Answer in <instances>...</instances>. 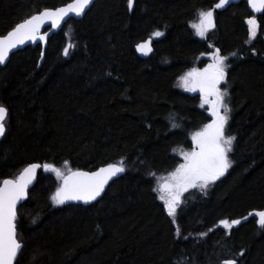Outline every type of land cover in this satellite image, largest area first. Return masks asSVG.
Instances as JSON below:
<instances>
[{"label": "trees", "instance_id": "16d2710c", "mask_svg": "<svg viewBox=\"0 0 264 264\" xmlns=\"http://www.w3.org/2000/svg\"><path fill=\"white\" fill-rule=\"evenodd\" d=\"M71 1L0 0V37ZM218 1L96 0L43 53L27 46L0 67V185L40 165L17 208L14 264H264V226L250 216L264 210V12L254 37L247 0L215 11V28L198 35L199 13ZM150 37L143 58L136 46ZM217 49L226 58L230 166L206 192H185L169 215L156 186L179 165L176 149L190 148L212 119L177 81ZM45 164L69 172L122 164L124 174L89 205L57 204L60 182Z\"/></svg>", "mask_w": 264, "mask_h": 264}, {"label": "snow or ice", "instance_id": "6c2138e0", "mask_svg": "<svg viewBox=\"0 0 264 264\" xmlns=\"http://www.w3.org/2000/svg\"><path fill=\"white\" fill-rule=\"evenodd\" d=\"M228 0H219L217 8L222 7ZM90 0H75V3L56 9H44L30 19L24 20L9 31L5 37L0 38V63H3L9 55V51L25 40H35L41 26L46 21H51V26L55 27L69 13L81 14ZM134 0H128V6H133ZM249 5L257 12H264V0H248ZM199 23L194 25L199 35L204 36L208 29L214 27L213 11H201L199 13ZM249 35L254 37L259 27L257 20L249 18L247 21ZM153 36L162 35L155 31ZM43 37H41L42 39ZM150 40L137 45L140 51L151 50ZM67 54V49H65ZM213 55V63L208 65L203 71L192 70L183 78L185 86L189 81L193 82L195 87H199L205 96V102L211 103V111L214 119L210 124L205 125L204 129L193 136L197 144V149L190 153H184L185 163L179 165L174 173H171V182L162 185L166 195H161L160 199L165 201L169 215H174L180 202V196L183 191L197 184L201 189L206 188L208 184L215 181L217 177L222 176L225 170L230 166L228 152L231 149L233 137L225 136L224 129L227 122V115L221 114L220 108L223 106L225 113L228 108L224 106V93L218 88L220 81L225 80V57L219 55V49ZM213 96L214 100L208 101L207 97ZM7 115V109L0 105V135L4 134V120ZM175 126V125H173ZM67 163V161H65ZM39 167L36 164H30L23 170L16 180L5 179L0 186V264H13L22 244L16 239L15 219L16 204L25 195L28 184L31 182L35 169ZM45 168H52V165H44ZM57 175H61L59 169H54ZM122 164H109L97 172L85 173L81 171L71 172L64 177V184L58 188L52 199L57 204L64 203L65 200H94L104 189V185L109 178L117 173L123 172ZM258 217V223L264 226V210L255 213ZM221 224L230 228L238 224V220H222ZM203 235V234H202ZM224 264H236L234 259L227 260Z\"/></svg>", "mask_w": 264, "mask_h": 264}, {"label": "water", "instance_id": "95a60500", "mask_svg": "<svg viewBox=\"0 0 264 264\" xmlns=\"http://www.w3.org/2000/svg\"><path fill=\"white\" fill-rule=\"evenodd\" d=\"M95 1H96V0H90L89 5L86 6V8L84 9V11H83L81 14H79V15H77V14L74 13V12H69V13H68V14H67V15H66V16H65V17L59 22V24H58L57 26H55V27H52V26H51V21H46V22L41 26L39 32L37 33V38H36L35 40H32V39L25 40L24 43L16 45L15 48H13V49H11V50L9 51V55H8V57H6L5 61H4L3 63H0V67H1V66H4V65L8 62L10 56H11L14 52H16V51H18V50H21V49H24V48L27 47V46H31V45L35 46V45H37V44H41V46H42V53H43L44 50L46 49V46H47V42H48V38H49V36H50L51 34H53V33H56V32H58V31H60V30L63 28L64 24H65L66 22H68L70 19H72V18H76V19L82 18V17L85 15V13L88 11V9L93 5V3H94ZM240 1H241V0H228V2H227L225 5H223L222 7L217 8L216 5L219 3V1H218V2H217V3H216V4L210 9V10L213 11V22H214V27L208 29V31L213 30V29L215 28V18H214V13H215V11H222V10L228 8L229 6L233 5V4H237V3L240 2ZM73 3H75V0L69 2L68 4H66V5H64V6H61V7H67V5H69V4H73ZM247 3H248V0H247ZM59 8H60V7H59ZM248 8H249L250 12L253 13L255 16H258V15H260V14L263 13V12H257V11H255V10L249 5V3H248ZM53 10H54V9H53ZM38 14H39V13H38ZM35 15H37V14H35ZM30 18H31V17H30ZM30 18H28V19H30ZM21 23H22V22H21ZM6 35H7V34H6ZM6 35H5V36H6ZM5 36H2V37H5ZM2 37H0V38H2ZM41 37H43V38L41 39ZM149 40H150L149 47H150V49H151L150 51H149V50H145V51L142 52V51H140L139 48L136 46V50H137L138 54H139L141 57H143V58H146V57H148V56L151 54V52H152V41H153V39H152V38H148L147 40H145V41H143V42H140V43L138 44V45L143 44L144 42L149 41ZM215 52H216V51H215ZM205 68H206V67H205ZM205 68H204V69H205ZM204 69H202L201 71H203ZM222 82H223V80L220 81V83L218 84V88L220 87V84H221ZM195 88H196V90H197V92H198L199 94H201V95L204 96V94L200 91V88H199V87H195ZM208 97H213V96H208ZM5 118H6V117H5ZM1 137H2V135H0V138H1ZM36 165H38V164H36ZM108 165H109V164H108ZM108 165L101 166V167H99V168H97V169H95V170H93V171H87V170H74V171H72V172L81 171V172H85V173H93V172H97V171H99V169H101V168H105V167H107ZM38 166H40V165H38ZM39 168H40V167H37V168L35 169V172H34V174H33V176H32L31 182L28 184L27 188L25 189V191H26V195H25L21 200L17 201V204H16V218H17V208H18V206H19V205L25 200V198H26L27 195H28V191H29V189L34 185V183H35V181H36V178H37V171H38ZM22 172H23V171H22ZM22 172H21V173H22ZM21 173H20V174H21ZM70 173H71V172H70ZM20 174H19V176H20ZM123 174H124V171H123V172H120V173H117L115 176L110 177L109 180H108V182L104 185V189H103V191H102V192L100 193V195L97 196L94 200H91V201H84V200H72V199H69V200H65V201H64V204L75 203V204L89 205V204H91V203H93V202L99 200V199L102 197V195L104 194V192H105L106 188L108 187V185H109L114 179L120 177V176L123 175ZM224 174H225V172H224ZM224 174H223V175H224ZM68 175H69V174H67L65 177H67ZM19 176H18V177H19ZM18 177H17V178H18ZM10 180H16V179H10ZM63 184H64V178H63V180H62L61 185H60L59 188H61V187L63 186ZM0 186H2V184H1ZM255 213H256V212H252V213H250V216H256ZM238 221H239V223H241V222L243 221V219H238ZM14 223H15V222H14ZM239 223H238V224H239ZM234 225H237V224H234ZM16 239H17V238H16ZM19 253H20V250H19L17 256L19 255ZM17 256H16V258H17ZM16 258L14 259L13 264L15 263ZM225 261H227V260H224V261H223V264H224Z\"/></svg>", "mask_w": 264, "mask_h": 264}, {"label": "rangeland", "instance_id": "374dc122", "mask_svg": "<svg viewBox=\"0 0 264 264\" xmlns=\"http://www.w3.org/2000/svg\"><path fill=\"white\" fill-rule=\"evenodd\" d=\"M197 23H199V22H197ZM197 31V30H196ZM198 33V32H197ZM199 35V34H198ZM201 36V35H200ZM213 52H209V53H207V54H205V55H202L204 58H206V63H207V66L208 65H210V64H212V62H213ZM202 56H201V58H202ZM224 64H225V62H224ZM198 70V71H201L202 69L201 68H197V67H195V68H192V69H190V70H188L186 73H184L179 79H178V81H177V85H176V87L179 89V90H181V91H183V92H186V93H190V94H195L196 93V89H195V87H194V84H193V82L191 81V79H190V81H189V84L187 85V86H185V84H184V80H183V78L184 77H186L187 76V74L189 73V72H191L192 70ZM215 99V97H207V100L208 101H212V100H214ZM201 106L203 107V108H205L206 110H207V112L210 114V116H211V122H212V120L214 119V117H213V115H212V111H211V103H206L205 102V96H201ZM224 106H226L227 108H229L228 106H227V103L225 102V98H224ZM220 112H221V114H225V115H227V117H229V111H227L226 113H225V111H224V107L222 106L221 108H220ZM228 120V119H227ZM227 123V122H226ZM210 124V123H209ZM226 125V124H225ZM205 127V126H204ZM204 127L202 128V129H200L199 131H196V132H194L193 134H192V136H191V139H192V146L190 147V148H187V147H178L177 149H176V153H177V155L179 156V158H180V163H179V165H181V164H183V163H185V159H184V153H190L191 151H193L194 149H197V144H196V142L193 140V136L197 133V132H200V131H202L203 129H204ZM224 134H225V131H224ZM225 136H226V134H225ZM227 137V136H226ZM232 144H233V141H232ZM232 146V145H231ZM45 165H51V164H45ZM178 165V166H179ZM177 166V167H178ZM40 167V166H39ZM54 169H59V171H60V173H61V175H57V173H56V171L54 170ZM177 169V168H176ZM176 169L175 170H173L172 172H170L167 176H165L160 182H158V184H157V188H156V191H157V194H158V198H159V200L165 205V201L164 200H161L160 199V196L161 195H166V192H165V190L162 188V185H164L166 182H171V173H174L175 171H176ZM228 169V168H227ZM42 170L43 171H45V172H48V173H51V174H53L58 180H59V182H60V184H61V182H62V180H63V178L69 173V169L68 168H66L65 166H63V167H56V166H53L52 165V168H45L44 167V165L42 166ZM220 178V176L219 177H217V179L215 180V181H217L218 179ZM215 181H212V182H210L209 184H208V186L206 187V188H203V189H201V187L197 184L196 186H194V187H190V188H188L186 191H183L182 193H181V196H180V202H181V199H182V195L185 193V192H187V191H189L190 189H193V188H198L199 190H201V191H203V192H206L210 187H211V185L215 182ZM179 202V203H180ZM166 206V205H165Z\"/></svg>", "mask_w": 264, "mask_h": 264}]
</instances>
